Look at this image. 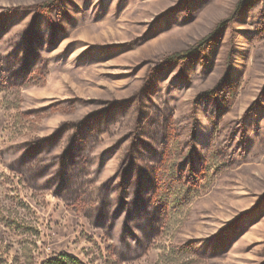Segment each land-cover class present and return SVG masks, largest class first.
<instances>
[{
	"label": "rangeland",
	"instance_id": "374dc122",
	"mask_svg": "<svg viewBox=\"0 0 264 264\" xmlns=\"http://www.w3.org/2000/svg\"><path fill=\"white\" fill-rule=\"evenodd\" d=\"M47 1L0 0L1 21L14 11L0 31V264H63L67 256L81 264H264V0H69L58 43L42 23L41 59L27 75L8 76L28 8ZM218 29L184 81L179 65L142 92L151 70ZM211 90L218 98L205 95ZM104 102L120 106L118 120L81 137L72 202L10 169L27 142ZM72 135L63 133L56 153ZM132 151L163 222L148 250L126 260L119 227L111 235L87 215Z\"/></svg>",
	"mask_w": 264,
	"mask_h": 264
},
{
	"label": "trees",
	"instance_id": "16d2710c",
	"mask_svg": "<svg viewBox=\"0 0 264 264\" xmlns=\"http://www.w3.org/2000/svg\"><path fill=\"white\" fill-rule=\"evenodd\" d=\"M69 2V0H49L28 8V15L33 14V17L24 33L20 52L15 55L11 63L9 60L7 62L5 70L8 76L15 74L18 76L19 72L24 73V76L27 75L41 59V51L45 47V38L41 32L42 23L51 30L53 35L51 43L53 45L58 43L61 35L66 31L64 21L70 18ZM11 15H14L13 10L2 16L5 18L0 20V31L6 29ZM220 33L221 30L218 29L190 50L175 53L162 61L157 68L151 70L142 92L155 91L157 81L160 79V75L157 74L179 65L182 67L179 78L184 81L188 62L209 52L219 39ZM205 95L213 100L218 98V93L213 90ZM104 103L108 104L107 107L85 120L62 124L52 135L27 142L21 148L20 156L10 164V169L19 173L32 189L48 191L57 198L72 202L77 195L76 171L84 154L80 145L81 137L92 132L102 134L107 131L109 125L115 124L118 120L116 110L120 106L117 103ZM254 109L252 108L250 112ZM66 131H72L73 135L68 141L67 148L56 153L59 141ZM134 154L133 151L127 154L125 161L128 165L122 167L120 178L118 176L119 179L112 182L110 180L104 185L99 208L88 211L87 215L95 227L104 228L111 235L119 227L120 247L122 256L126 260L138 259L148 250L158 236L163 222L162 202L147 198L153 183L144 174ZM61 263L81 264L71 256L61 259Z\"/></svg>",
	"mask_w": 264,
	"mask_h": 264
}]
</instances>
